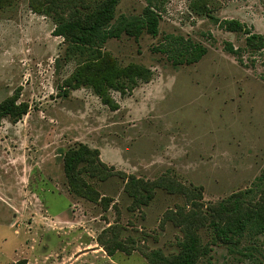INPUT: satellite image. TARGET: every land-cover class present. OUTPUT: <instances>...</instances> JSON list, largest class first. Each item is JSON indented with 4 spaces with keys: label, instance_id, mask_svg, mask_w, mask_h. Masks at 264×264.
I'll use <instances>...</instances> for the list:
<instances>
[{
    "label": "rangeland",
    "instance_id": "1",
    "mask_svg": "<svg viewBox=\"0 0 264 264\" xmlns=\"http://www.w3.org/2000/svg\"><path fill=\"white\" fill-rule=\"evenodd\" d=\"M101 1L58 0L57 12L81 17ZM145 9L158 16L156 36L122 33L100 50L119 67L149 71L147 81L126 80L123 93L108 91L112 109L72 84L85 56L52 35L44 7L0 0V103L18 96L28 107L18 122L0 123V264H149L142 253L179 251L183 231L167 211L210 215L234 197L244 206L264 200V43L258 51L245 43L248 34L264 40V0H119L108 29L142 20ZM196 47L205 53L193 61L186 50ZM80 144L125 176L83 174L94 202L72 193L64 174V155ZM128 176L169 179L194 196L155 188L147 205H134ZM202 223L208 255L199 264H264V236L222 246ZM116 242L125 252L111 257L99 244Z\"/></svg>",
    "mask_w": 264,
    "mask_h": 264
},
{
    "label": "trees",
    "instance_id": "2",
    "mask_svg": "<svg viewBox=\"0 0 264 264\" xmlns=\"http://www.w3.org/2000/svg\"><path fill=\"white\" fill-rule=\"evenodd\" d=\"M119 0H103L97 9L90 14H79L72 10L70 18H61L57 12L58 0H32V4H40L45 13L54 20L52 35L60 37L67 44L69 52L85 56L83 65L79 66L72 78V84L76 87H90L100 97L102 104L115 109L116 106L108 96L109 90L123 93L126 89V80L136 83L135 78L147 81L149 71L137 65L119 67L112 61L104 59L101 53L102 46L110 38H119L122 33L129 37H137L141 31L151 36H156L158 30V16L151 10L145 9L144 18L136 23L122 22L114 31L109 28L113 19L114 8ZM230 32H241L242 26L236 21L226 23ZM246 47L251 51L261 50L264 40L256 34H248ZM232 51V49H231ZM233 52V51H232ZM205 53V49L196 47L194 50H186V55L191 60H197ZM94 57V59L92 58ZM88 58V60H87ZM90 58H92L90 60ZM18 96L7 98L0 103V123L2 119L8 118L13 123L18 122L27 114L28 107L23 103H17ZM65 177L70 186V191L75 195L96 201L98 195L83 180V174L88 179L98 177L104 181L112 176H123L120 172H114L99 161L97 150H91L85 145H78V149L69 150L63 159ZM101 171L100 175L96 172ZM125 191L133 198L134 205H147L153 198V189H163L170 195L194 196V194L180 185H175L169 179H159L156 182H144L133 176L126 177ZM241 197H234V201L228 199V203L221 202L210 208V215L200 210L189 212L167 211L165 218L183 231L182 241L179 242V251L176 255L165 257L160 251L142 253L149 264H199L200 260L208 254L207 246L201 245L199 230L204 228L202 222L208 223L214 234V240L222 246H236L240 243L245 233L264 236V200L253 205L244 206L239 201ZM106 208L110 200L102 198ZM107 256H113L115 251L125 252L123 244L116 242L113 249L104 243H99Z\"/></svg>",
    "mask_w": 264,
    "mask_h": 264
}]
</instances>
